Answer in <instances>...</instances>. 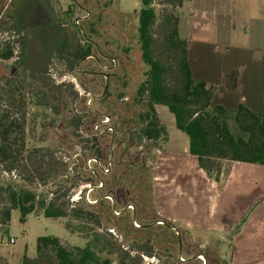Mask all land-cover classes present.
Listing matches in <instances>:
<instances>
[{"label": "rangeland", "instance_id": "rangeland-1", "mask_svg": "<svg viewBox=\"0 0 264 264\" xmlns=\"http://www.w3.org/2000/svg\"><path fill=\"white\" fill-rule=\"evenodd\" d=\"M17 1L0 0V42L10 40L14 50L12 59L0 61V110L6 107L11 118H19L24 125L26 160L10 174L0 171V178L20 181L39 199H53L67 211L76 207L97 214L101 202L99 211H103L97 227L72 218L46 219L39 210L21 224L20 214L14 210L8 225L0 226V249L5 256L16 253L23 257L25 253L36 258L37 239L43 236L58 237L70 249L83 247L88 236L72 233L66 228L69 223L71 228L81 230L85 225L101 233L109 251L125 264H264V222L251 223L254 231H246L247 216L263 206L264 200L252 205L236 224L229 220L220 223L219 217L212 222L204 215V206L209 196L221 191L220 186L211 187L208 173L195 164L188 152V137L176 129L173 115L166 107L158 108L169 135L168 148L161 140L152 142L140 134L142 106L134 100L145 71L136 33L141 0H50L61 24L68 25L64 28L65 49L41 67L33 64V58H21L42 72L35 79L15 63L29 49V41L17 43L23 38L14 29L17 26L10 12ZM154 4L159 23L163 7L157 0ZM67 11L70 19L65 22L63 12ZM87 40L91 59L70 68L66 58L78 46L89 47ZM112 58L119 60L116 73ZM106 72H110L107 79ZM121 93L125 94L122 100L118 99ZM127 104H132V112ZM80 117L76 129L72 120ZM106 118L109 122L102 124ZM90 126H97L100 134L107 128L116 130L113 142L107 138L101 142L112 153L110 173L105 174V168L93 159ZM121 142L131 146L124 149ZM89 177L95 181L84 183ZM248 194L227 193L220 199L230 201V212L236 211L228 214L230 218L237 219ZM113 223L117 227L110 225ZM259 230L263 232L259 234ZM146 246L151 247V256L143 253Z\"/></svg>", "mask_w": 264, "mask_h": 264}, {"label": "trees", "instance_id": "trees-1", "mask_svg": "<svg viewBox=\"0 0 264 264\" xmlns=\"http://www.w3.org/2000/svg\"><path fill=\"white\" fill-rule=\"evenodd\" d=\"M157 1L163 7L159 23H157L154 0H141V10L137 18L136 33L140 60L145 67L143 81L136 90L134 100L142 106V112L138 114L141 136L152 142L159 140L164 144L168 142V132L159 121L155 111L156 106H163L173 115L176 129L188 137V152L197 159L199 168L205 172H212L216 167L215 160L264 166V112L253 113L242 105L236 110L212 106V98L217 88L193 79L187 57L188 43L180 37L179 11L185 2L190 0ZM10 8L14 20L15 12L13 7ZM68 15L69 20L70 14ZM14 29L20 33L15 26ZM17 43L26 45L25 40L19 39ZM88 45L89 47L85 49L80 47V51L75 48L70 54L71 58H66L70 68H74L86 57L91 56L90 44ZM157 53L168 54L172 58H160ZM13 55L12 42L10 40L0 42V61H8ZM15 63L16 65L21 64L33 79H35L34 75L42 73L31 67L27 61L21 62V58ZM110 64L115 72L118 69L119 60L112 58ZM115 73L113 75L118 77L119 75ZM103 76L107 79L108 76L110 77V72H106ZM105 95H108L107 91H104ZM124 98V93L118 95V99ZM127 105L130 107L132 104ZM132 110L131 106L130 111ZM107 115L111 117V114ZM72 123L76 129H79L81 117L73 119ZM89 131L91 134L88 139H91L89 141L95 148L93 159L110 173L112 171L110 165L113 164V161H110L112 153L109 146H101V142L106 138L109 143L113 142L116 130L113 128L112 132L103 130L99 136L95 135L93 126L89 127ZM23 132L24 125L19 118H11L6 107L0 110L1 172L10 174L20 166L23 160H26L23 156L25 151ZM121 143L124 149L131 146ZM83 170L85 174L88 171L85 166ZM98 171L102 173L101 168ZM92 181L95 180L89 177L84 180V183ZM98 204L97 214L76 207L67 211L53 199H39L34 191L23 187L20 181L11 179L5 181L0 178V226L8 225L14 210L19 212L21 224H25L28 217L39 210L46 219L72 218L86 225L92 222L100 227V214L103 210L99 211V208L103 207V203ZM108 208L106 210L110 211ZM110 218H115L112 213H110ZM110 225L117 227L115 223ZM85 227L84 225V230H79L71 228L69 223L66 224V228L73 231L72 233H84L88 236L83 247L70 249L63 246L58 237H39L36 245V258L30 259L24 253L20 264H125L124 259L115 258V255L109 251L106 237ZM146 240L150 242L151 238L148 237ZM146 247L143 248V253L151 256V247Z\"/></svg>", "mask_w": 264, "mask_h": 264}, {"label": "crops", "instance_id": "crops-1", "mask_svg": "<svg viewBox=\"0 0 264 264\" xmlns=\"http://www.w3.org/2000/svg\"><path fill=\"white\" fill-rule=\"evenodd\" d=\"M179 13L180 37L188 43L187 57L193 79L217 88L212 106L236 110L242 105L253 113H263L264 0H190ZM93 73L96 76V72ZM159 107L156 106L155 111L160 121ZM169 145L170 139L165 147ZM214 163L216 167L207 174V180L211 187L220 186L221 191L207 198L204 215L211 217L212 222L219 217L220 223L229 220L236 224L252 205L264 200V166L229 160ZM227 193L250 195L239 209L237 219L228 215L236 213L235 210L230 212V201L220 200ZM263 209L264 205L249 213L246 231H254L250 229L251 223L264 222ZM258 232L261 234L263 230ZM241 235L243 233L235 236L233 242L237 243ZM14 254L5 256L0 249V264H20L23 257Z\"/></svg>", "mask_w": 264, "mask_h": 264}, {"label": "flooded vegetation", "instance_id": "flooded-vegetation-1", "mask_svg": "<svg viewBox=\"0 0 264 264\" xmlns=\"http://www.w3.org/2000/svg\"><path fill=\"white\" fill-rule=\"evenodd\" d=\"M12 7L20 36L26 43L29 41L28 52L25 57L21 53L19 58H33V64L41 67L48 64L50 58L57 53L64 51V28L68 25L61 24L59 15L51 7L50 0H18ZM63 13L64 21L67 22L69 12ZM86 14L89 15L87 11ZM86 43L89 44L88 40ZM80 47H77V51H80L82 48Z\"/></svg>", "mask_w": 264, "mask_h": 264}, {"label": "built area", "instance_id": "built-area-1", "mask_svg": "<svg viewBox=\"0 0 264 264\" xmlns=\"http://www.w3.org/2000/svg\"><path fill=\"white\" fill-rule=\"evenodd\" d=\"M108 122H109V119L106 118V119H105L104 121H102L101 123H102V124H107ZM93 131H94L95 135H98V136H99L100 132H99L97 126H95V127L93 128ZM106 131L112 132V129H111V128H107ZM100 135H101V134H100ZM108 171H109V170H107V169L105 168L104 173L107 174ZM10 242H11V243H14V240H10Z\"/></svg>", "mask_w": 264, "mask_h": 264}]
</instances>
